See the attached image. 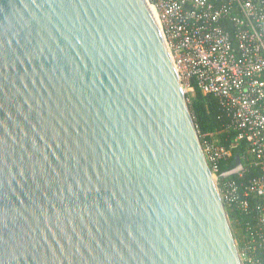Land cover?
<instances>
[{"label":"water","instance_id":"95a60500","mask_svg":"<svg viewBox=\"0 0 264 264\" xmlns=\"http://www.w3.org/2000/svg\"><path fill=\"white\" fill-rule=\"evenodd\" d=\"M218 180L148 0H0V264H243Z\"/></svg>","mask_w":264,"mask_h":264},{"label":"built area","instance_id":"2783aa9c","mask_svg":"<svg viewBox=\"0 0 264 264\" xmlns=\"http://www.w3.org/2000/svg\"><path fill=\"white\" fill-rule=\"evenodd\" d=\"M148 1L185 90L198 88L230 109L238 140L249 145L252 162L261 169L241 198L233 186L225 200L238 202L252 218L242 223L243 264H264V0ZM204 150L218 176L220 162L231 152L212 144Z\"/></svg>","mask_w":264,"mask_h":264},{"label":"trees","instance_id":"16d2710c","mask_svg":"<svg viewBox=\"0 0 264 264\" xmlns=\"http://www.w3.org/2000/svg\"><path fill=\"white\" fill-rule=\"evenodd\" d=\"M222 25L225 24L223 23ZM230 32H234V25L226 23ZM189 105L202 141L203 146L212 144L216 147H223L231 152V156L219 164L217 175L218 185L224 197L225 207L231 222V226L239 248L244 241L245 232L242 229L244 220H252L248 212L240 209L239 203H228L225 195L231 191L232 187L238 188L241 198L246 186L255 178L262 174L261 169L252 162V155L249 145L245 141H239V132L233 126V114L229 108L224 106L221 101L211 95H204L198 88L195 92L188 93ZM238 160H241L244 170L238 175L222 178L221 175L232 170ZM212 168V165H211Z\"/></svg>","mask_w":264,"mask_h":264},{"label":"rangeland","instance_id":"374dc122","mask_svg":"<svg viewBox=\"0 0 264 264\" xmlns=\"http://www.w3.org/2000/svg\"><path fill=\"white\" fill-rule=\"evenodd\" d=\"M188 93H189V92L186 91V94H188ZM236 241H237V240H236ZM237 244H238V247H239V243H238V242H237ZM239 249H240V248H239Z\"/></svg>","mask_w":264,"mask_h":264}]
</instances>
